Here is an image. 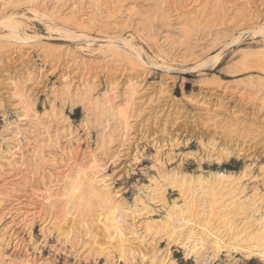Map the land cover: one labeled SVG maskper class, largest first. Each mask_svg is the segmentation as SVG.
I'll use <instances>...</instances> for the list:
<instances>
[{
  "label": "rangeland",
  "instance_id": "rangeland-1",
  "mask_svg": "<svg viewBox=\"0 0 264 264\" xmlns=\"http://www.w3.org/2000/svg\"><path fill=\"white\" fill-rule=\"evenodd\" d=\"M263 32L264 0H0V264H124L117 254L109 262L88 251L91 236L106 244L114 232L90 224L84 211L65 212L62 199L52 208L43 200L45 186L72 171L62 168L66 151L85 165L96 155L100 174L131 207L140 187L171 171L205 175L254 164L257 179L244 183L246 193H264ZM106 100L113 114L125 111V122L108 115ZM21 106L29 108L26 117ZM43 127L57 148L45 145ZM70 131L80 147L63 142L60 133ZM228 145L242 155L217 164L210 155ZM165 195L168 202L177 197ZM151 207L153 217L142 211L125 220L134 263L195 264L165 237L145 234L142 222L165 215ZM23 212L33 215L29 227ZM48 219L57 226L50 235L42 229ZM224 255L208 264H262Z\"/></svg>",
  "mask_w": 264,
  "mask_h": 264
},
{
  "label": "bare ground",
  "instance_id": "bare-ground-1",
  "mask_svg": "<svg viewBox=\"0 0 264 264\" xmlns=\"http://www.w3.org/2000/svg\"><path fill=\"white\" fill-rule=\"evenodd\" d=\"M164 1L165 0H161V3L164 4ZM211 2L215 5H218L220 3V0H211ZM246 3L244 4L245 6H247ZM217 59L218 58H216L215 60ZM208 64H210V62ZM247 65H243L244 70L249 69L250 65ZM130 94L133 95V91ZM131 95L130 97H132ZM65 98L66 97L63 96V99ZM77 98L89 102V97ZM92 103L95 104L94 108H98L97 106L100 105L98 104V102ZM53 106V104H51L50 106L49 114L51 115L54 114ZM102 107L107 110L109 116L117 117L120 121L123 122L126 121L125 111L122 109H118L116 110V112L114 111L115 113L113 114V108L107 100L102 105ZM28 109L29 108H26V106L20 107V114L22 117L27 116L26 114H28ZM32 114L33 120H39L40 116H37L33 112V110ZM48 130L45 128L43 133L45 134L46 139L45 145L47 143V147L49 149H55L57 148V146H59V141H57V138L55 140H52L48 133ZM64 134V132L60 133V135H63L64 137L63 142H66L68 144L75 143V145L79 146L80 140L74 138V133L70 131L66 132L65 135ZM101 140L102 138H100V141ZM110 142H112V140L109 137V143ZM110 144L108 146H110ZM47 147L46 149H44L47 150ZM75 148L78 149V147ZM236 148L232 149L228 145V147H224V149L219 150L215 156L210 155V157H213L215 162L220 165L224 162L229 161L234 156L239 157L242 155L239 154L240 152ZM42 153L43 152L41 150L39 153H36V156L42 157ZM65 153L66 161L62 163L61 160L60 163L64 164L62 168H69L72 170V173L70 172V170H67L68 174L62 176L63 179L61 180L60 184L50 185V183L49 185H46L45 189L41 191V194L45 197L43 200H45L48 208H52V205L54 203H56L57 205V203L62 202L60 203L62 204V207L60 205L59 206L61 207V209L63 208L65 212H67L71 208H76L75 211L77 212L84 211L86 213L85 216L89 217L90 224H93V222L96 221L99 222V225L103 227V230L106 233H111V231L114 232V237H110L109 241L106 243L107 245L101 244V242L99 243L97 241L98 238L96 239V236H91L92 240L90 242L92 243L89 246V252L98 250L99 254L109 262H112L115 257L114 254H117V260L119 262H122L124 264H135V252L131 249L130 243L124 239L122 234V230L124 229L126 223L125 220L128 214L131 213L135 215L136 213L142 211L146 212V216L148 215V218L153 217L154 214L152 215L153 212L151 206H154L160 207L165 215L161 219H156L157 221L150 218L149 220L147 219L146 221L142 222V228L145 234L147 236H150L152 239H155L157 237H165L167 246H170L171 244L172 246H178L180 249H183L185 252V256L188 259L192 258L195 264H208L212 261L217 260V257L222 253L225 254L224 256L230 258V260L237 256H240L245 260L256 259L264 264V214H260L261 210L264 208V193L260 192L259 189L255 187L252 194L247 195L246 185L244 184L246 182L256 181L257 177L255 176L252 178L251 176V169L254 167V164L246 167L244 166L245 168L240 172L208 171L205 173V175L203 174V172H200L196 175H192L190 173H181L178 171L158 173V176L156 178L149 179L148 185H143L137 190L139 194L135 197L133 206L131 207L126 201L118 199V192L112 191V183H110L106 178L107 176L103 177L102 174H100V170L103 169L99 168L98 161L95 158L96 155H89L90 162L89 164L85 165L84 162L86 161L83 162V158L76 163L75 161H73L70 152L66 151ZM155 161L159 162L158 159ZM136 163L137 161L135 160L134 164ZM53 164L57 163H52V165ZM160 165L162 166V164ZM88 169H92V171L89 173L87 172ZM60 171L65 172L66 170L64 169ZM260 171L262 174H264V165L260 169ZM167 190H171L177 193V197L171 200V202H168L165 197ZM1 199L2 197L0 194V209L2 204ZM50 199L54 201L51 203ZM60 199H62V201L59 202ZM92 200H94V202H91ZM20 214V216L22 217L20 221H23L25 225L29 227L32 224V221H34L32 219L33 215H29L27 212H23ZM48 221V223L45 222V225H42V229H44L45 231H43L47 232V234L50 235L53 229H57V226H54V221H56V219H53L52 222L49 219ZM85 221H82L83 224L85 223ZM58 222H56V224H58ZM85 224L87 226V224L89 223ZM86 226L85 228H87ZM86 231L88 232L87 229L85 230V233ZM29 236L31 237L30 233ZM59 236H62L61 239L63 238V243L68 242V234H65L64 232ZM5 237V234L0 235V243H4L3 240H6ZM114 239L115 244L113 241H111ZM18 245L20 246V244ZM97 254L98 253H96V255ZM30 261L34 260L25 259L20 262L18 261L17 264H30ZM46 262L44 263L36 261L34 263L47 264ZM161 263L163 264V262ZM8 264L15 263L8 262ZM170 264H174V261H171Z\"/></svg>",
  "mask_w": 264,
  "mask_h": 264
},
{
  "label": "trees",
  "instance_id": "trees-1",
  "mask_svg": "<svg viewBox=\"0 0 264 264\" xmlns=\"http://www.w3.org/2000/svg\"><path fill=\"white\" fill-rule=\"evenodd\" d=\"M78 110H75V112H77ZM223 170H226V171H232L230 168L226 167V166H223ZM253 261H249V263L247 264H252Z\"/></svg>",
  "mask_w": 264,
  "mask_h": 264
}]
</instances>
